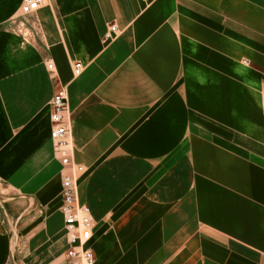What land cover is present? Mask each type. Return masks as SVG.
I'll return each mask as SVG.
<instances>
[{
    "label": "crops",
    "instance_id": "1",
    "mask_svg": "<svg viewBox=\"0 0 264 264\" xmlns=\"http://www.w3.org/2000/svg\"><path fill=\"white\" fill-rule=\"evenodd\" d=\"M44 2L0 0V264H67L59 88L95 264H264V0Z\"/></svg>",
    "mask_w": 264,
    "mask_h": 264
},
{
    "label": "built area",
    "instance_id": "2",
    "mask_svg": "<svg viewBox=\"0 0 264 264\" xmlns=\"http://www.w3.org/2000/svg\"><path fill=\"white\" fill-rule=\"evenodd\" d=\"M21 13L30 17L44 4V0H22ZM118 33L116 25H111L105 38L112 39ZM54 72V65L48 66ZM83 70L81 63L74 66V74L80 75ZM52 122V141L56 155L64 169L62 179L61 213L64 217L65 232L69 249L65 254L67 264H95V254L89 247L95 223L88 206L78 204V179L86 169L74 161L71 132V113L68 95L64 88H59L50 104Z\"/></svg>",
    "mask_w": 264,
    "mask_h": 264
},
{
    "label": "rangeland",
    "instance_id": "3",
    "mask_svg": "<svg viewBox=\"0 0 264 264\" xmlns=\"http://www.w3.org/2000/svg\"><path fill=\"white\" fill-rule=\"evenodd\" d=\"M3 200V198H2V194L0 193V201H2Z\"/></svg>",
    "mask_w": 264,
    "mask_h": 264
}]
</instances>
